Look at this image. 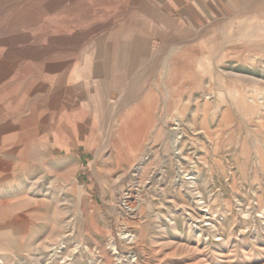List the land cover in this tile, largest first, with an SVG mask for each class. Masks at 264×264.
I'll list each match as a JSON object with an SVG mask.
<instances>
[{
	"label": "rangeland",
	"instance_id": "rangeland-1",
	"mask_svg": "<svg viewBox=\"0 0 264 264\" xmlns=\"http://www.w3.org/2000/svg\"><path fill=\"white\" fill-rule=\"evenodd\" d=\"M0 264H264V0H0Z\"/></svg>",
	"mask_w": 264,
	"mask_h": 264
}]
</instances>
